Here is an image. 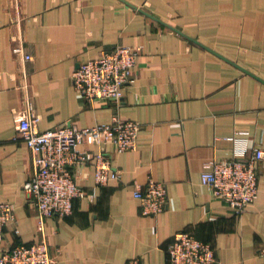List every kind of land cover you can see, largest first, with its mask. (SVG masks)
I'll use <instances>...</instances> for the list:
<instances>
[{"label": "crops", "instance_id": "obj_1", "mask_svg": "<svg viewBox=\"0 0 264 264\" xmlns=\"http://www.w3.org/2000/svg\"><path fill=\"white\" fill-rule=\"evenodd\" d=\"M118 45L138 48L120 103L83 99L73 71ZM29 107L39 130L138 122L134 150L82 144L104 148L120 178L97 185L93 162L76 164L84 196L69 215L41 220L23 186L32 163L18 121ZM234 137L248 154L264 149V0H0V202L14 212L0 255L46 233L52 264H169L183 231L209 243L216 264H264V161L243 212L201 182L208 162L232 157ZM149 178L167 188L156 215L133 196Z\"/></svg>", "mask_w": 264, "mask_h": 264}, {"label": "built area", "instance_id": "obj_2", "mask_svg": "<svg viewBox=\"0 0 264 264\" xmlns=\"http://www.w3.org/2000/svg\"><path fill=\"white\" fill-rule=\"evenodd\" d=\"M137 54V47L127 45L99 51L96 57L80 62L73 71L74 89L87 101L120 103L123 88L133 81ZM37 120V115L29 107L18 121V132L30 150L32 163V173L23 186L41 220L53 215H69L73 199L84 196V189L73 175L76 164L92 161L97 185L120 178L121 171L113 166L111 155L104 148L95 153L83 148L86 140L99 145L110 143L116 152L134 150L140 129L138 122L117 116L109 122L83 128L63 121L46 130L37 128ZM233 140L232 157L208 162L201 172V182L229 208L243 212L257 198V163L264 161V149L257 146L248 154L244 142L235 137ZM133 196L139 201L143 215L158 214L168 201L166 185L152 178L144 184H136ZM13 219L12 205L0 202V242L4 238L5 227ZM166 251L169 264H216L211 245L188 232H176ZM258 253L264 259V240L258 247ZM0 264H52L46 233L31 243H18L4 249ZM120 264L143 263L134 258Z\"/></svg>", "mask_w": 264, "mask_h": 264}]
</instances>
